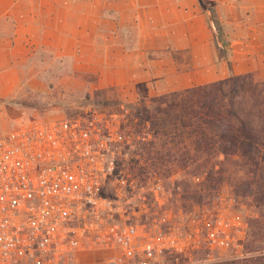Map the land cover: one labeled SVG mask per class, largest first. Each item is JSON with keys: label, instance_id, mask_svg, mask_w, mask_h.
Instances as JSON below:
<instances>
[{"label": "built area", "instance_id": "1", "mask_svg": "<svg viewBox=\"0 0 264 264\" xmlns=\"http://www.w3.org/2000/svg\"><path fill=\"white\" fill-rule=\"evenodd\" d=\"M116 114L90 109L55 120L21 121L0 132V264H167V256L234 251L242 256L239 216L204 214L191 229L151 228L124 218L126 187L107 193L124 135ZM158 185L152 188L160 203Z\"/></svg>", "mask_w": 264, "mask_h": 264}, {"label": "crops", "instance_id": "2", "mask_svg": "<svg viewBox=\"0 0 264 264\" xmlns=\"http://www.w3.org/2000/svg\"><path fill=\"white\" fill-rule=\"evenodd\" d=\"M203 1L211 10L200 0H0V98L44 79L33 64L47 62L91 75L95 90L140 84L149 95L264 70V0ZM211 12L229 61L218 60Z\"/></svg>", "mask_w": 264, "mask_h": 264}, {"label": "rangeland", "instance_id": "3", "mask_svg": "<svg viewBox=\"0 0 264 264\" xmlns=\"http://www.w3.org/2000/svg\"><path fill=\"white\" fill-rule=\"evenodd\" d=\"M205 9L211 10V5L205 3ZM208 17L212 18L210 25L215 29L214 43H228L226 29L215 24L212 12L208 13ZM33 66L44 69L45 78L23 80L11 94L0 98V132L13 129L21 121L75 117L90 109L116 114L113 119L123 133L124 141L118 146L115 156L117 170H122L125 181L120 183L112 175L105 187L107 193L114 187H126L121 198L124 218L151 228L185 231L193 228L204 214L218 211L234 213L239 216L244 230L241 250H245L248 223L259 215L261 200L258 193L261 190L264 192V187L256 184L257 177L249 172L242 158L232 156L224 159L221 156L216 159L211 156L209 163H216L214 170L203 168V160L184 169L171 165L150 166V160L145 158L149 157L150 150L147 149L143 157L137 153L143 146L149 148L151 140L155 144L149 149H157L161 155L167 152L152 136L154 127L151 119L155 109L151 99L161 94L149 95L140 84L131 94L115 88L95 90L91 88L93 77L71 73L69 64L47 62ZM263 72L256 71L259 74ZM169 152V156L179 157L185 151L178 146L175 151ZM189 154L193 157L197 155L194 150H190ZM156 185L159 186L160 203L153 197L152 188ZM235 255L231 250L223 254L214 252L213 259L209 260L206 251L197 250L186 257L178 256L177 261L175 256H167L165 263L206 264ZM102 256V253L92 251L84 261L95 264Z\"/></svg>", "mask_w": 264, "mask_h": 264}, {"label": "trees", "instance_id": "4", "mask_svg": "<svg viewBox=\"0 0 264 264\" xmlns=\"http://www.w3.org/2000/svg\"><path fill=\"white\" fill-rule=\"evenodd\" d=\"M205 9V2L200 0ZM212 18L208 17L210 23ZM213 29V38L216 37ZM218 60H228L231 50L227 42L216 43ZM155 113L151 119L153 139L167 150L166 156L143 146L137 153L150 166L171 165L184 169L198 160L202 167L214 170L210 157H240L249 172L264 187V72H246L204 84L163 93L151 99ZM164 115H161V114ZM159 114V115H158ZM143 143V142H142ZM178 146L185 151L179 157L169 156ZM194 150L197 155L189 154ZM199 156V157H197ZM174 173V172H173ZM258 193L259 215L248 223L242 256L220 259L206 264H264V192Z\"/></svg>", "mask_w": 264, "mask_h": 264}]
</instances>
